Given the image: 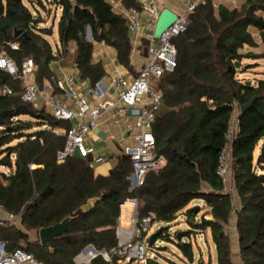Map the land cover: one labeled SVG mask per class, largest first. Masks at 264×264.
<instances>
[{"label": "trees", "instance_id": "trees-1", "mask_svg": "<svg viewBox=\"0 0 264 264\" xmlns=\"http://www.w3.org/2000/svg\"><path fill=\"white\" fill-rule=\"evenodd\" d=\"M32 6L44 8L42 0H30ZM61 6L59 40L63 47L77 46L75 63L81 77L93 85L106 74L101 62L93 63V42L86 39L90 27L94 41H106L117 51L121 65L130 69L131 38L128 20L116 13L108 0H52ZM126 7L140 8L136 0H123ZM264 0H247L240 9L223 5L215 7L212 0L200 4L189 16L187 30L174 38L178 51L177 67L156 82L161 93V105L153 124L156 154L167 163L159 172H149L141 186L132 187L133 172L130 156L122 154L109 174L97 175L91 158L78 156L58 158L66 144V131L71 123L56 119L45 108L21 100L24 83L0 71V88L8 86L12 95L0 94V207L20 217L28 230H40L71 218L64 234L51 239L48 247L40 241H29L28 235L13 226H0V239L8 240L10 248L21 247L43 264H76L75 258L89 245L98 251L110 252L118 246L117 227L121 205L135 198L139 215H153V223H173L185 216L192 233L209 230L216 246L217 264H234L231 240L225 228L233 211L239 234L242 264H264V155L254 163V152L264 140V80L248 85L238 78L239 71L257 67L242 64V60L264 59V53H244L245 45H257L249 32L255 26L262 32ZM0 17L5 29H0V52L5 51L21 65L32 55L36 75L52 80L49 64L60 54L47 37L52 28H39L42 21L24 0H0ZM61 26L64 30L61 31ZM26 35L15 37V31ZM104 32L107 38H103ZM83 36V37H82ZM17 41L19 50L8 44ZM241 63L238 68L236 63ZM253 99V106L239 115V131L231 143L232 167L241 206L235 209L225 183L217 174L219 156L228 146L231 119L236 105ZM26 116L28 119H21ZM205 184L210 189L206 190ZM100 197L95 207L86 212L89 199ZM194 200H204L213 219L198 218L200 209L189 207ZM165 242H173L183 259L190 264L196 257L191 242H177L167 227ZM165 248H167L165 246ZM161 251V250H156ZM201 264L203 258H200ZM90 264H111L102 255ZM113 264H118L114 259ZM147 264H161L155 254ZM208 264H211L210 262Z\"/></svg>", "mask_w": 264, "mask_h": 264}, {"label": "built area", "instance_id": "built-area-1", "mask_svg": "<svg viewBox=\"0 0 264 264\" xmlns=\"http://www.w3.org/2000/svg\"><path fill=\"white\" fill-rule=\"evenodd\" d=\"M212 1L215 7L224 3H229L232 7L238 5V0ZM158 3L159 0H147V4L145 3L143 9L153 17L147 25L142 22L141 10L137 7L131 9L128 18L129 32H138L147 27L150 29L147 36L148 54L142 69L132 79H129L120 68H114L110 75V84L116 90V100L105 99L92 104L78 90L73 75L56 81V86L62 91L65 99L54 94L47 95L45 90L41 89L32 79L37 69L32 55L26 57L19 65L5 51L0 52V71L13 79L22 80L24 83L21 100L35 107H39V103L42 102L44 108L56 119L71 123V126L64 131L66 135L65 147L58 152V158L61 160L78 156L91 158V166L103 162L105 157L94 156V148L89 146L86 141L99 117L106 110L116 107L117 104H120L117 108L120 114L125 115L130 111L136 116V146H128L124 149V154L130 156L133 163V172L129 176L133 188L141 186L149 172H159L167 163L166 158L163 155H157L155 150L156 140L153 134V124L161 105V93L153 88V83L165 74L172 73L177 67L178 51L173 40L187 30L189 16L200 4H205L206 0H187L184 10L179 14L176 13L177 20L163 32L159 39H156L154 29L160 15ZM8 46L11 50L20 48L17 41H11ZM0 94L12 95L13 90L4 86L0 88ZM237 124L239 128V116ZM227 138L229 144L222 150L217 168V174L224 183H227L229 179L232 165L230 154L234 138L231 128H229ZM126 204H130L134 209L130 218L131 227L129 230L117 228L118 246L103 254H97L91 250L86 251L88 247L86 246L75 258L76 264H90L98 255H102L111 264L114 263L115 258L118 264H147L150 258L155 257V253L150 254L146 251V243L150 247L148 244L150 236L147 238V234L153 225V215L140 217L139 203L135 198L126 200L121 207ZM12 219L18 220L15 216H12ZM4 224V221H0V226ZM166 236L167 233L164 232L155 241L154 247L150 248L158 250L163 246ZM0 264L43 263L24 248H10L8 240L0 239Z\"/></svg>", "mask_w": 264, "mask_h": 264}, {"label": "crops", "instance_id": "crops-1", "mask_svg": "<svg viewBox=\"0 0 264 264\" xmlns=\"http://www.w3.org/2000/svg\"><path fill=\"white\" fill-rule=\"evenodd\" d=\"M46 1H50V0H46ZM108 1L112 5V8L116 13L121 14L128 20L131 9H133L134 7H130V8L126 7L123 3V0H108ZM136 1L140 4L139 9L141 10L142 22L143 24L147 25L148 22L153 18L147 11L143 9L145 3L147 4V0H136ZM186 1L187 0H159L158 3L159 11L161 13V11L164 8H169L173 12L179 14L184 10ZM246 1L247 0H238L237 7H232L229 3H224L223 6L229 9H235V8L240 9L244 6ZM53 6L58 8L60 13L62 14L61 6L58 7L55 4H53ZM37 10L39 11V9ZM257 14L264 19V11H258ZM41 18L43 17L41 16ZM248 30L253 36L257 45L255 47L245 45L241 51L244 53L247 52H254L256 54L264 53V42H263L264 40L262 39V32L255 26H249ZM149 32L150 29L148 27L138 32H134V33L129 32L131 38V46H132L130 53V63H131L130 69L124 67L119 63L117 59V51L113 46L109 45L104 40L94 41L92 34H91V39H88L86 37L88 41L93 42V52H92L93 63L101 62L106 72L105 76L98 83L93 85L89 79L81 77L80 71L77 68V65L75 63V57L77 51L76 44L74 42H71L66 47H63L59 40L60 38H59V27H58V41L55 42L53 47H54V53L60 55L57 57L56 60H53L49 64L52 80L47 79L42 74L36 75L35 73L33 74L32 79L39 85L41 89L45 90V93L47 95L54 94L62 99H65L62 91L59 90V88H57L56 81L65 78V76L73 75L76 79L78 90L92 104H96L105 99L116 100V90L110 84V75L112 74L115 67L120 68L129 79H132L135 75L138 74V72L142 69L145 62V58L147 57L148 54L149 41L147 39V36ZM51 37L53 38V35L47 37L50 42H51L50 40ZM247 62L248 63L251 62L250 64L257 63L259 65V62H257V60H248ZM239 78L244 79L240 76ZM155 82L156 81H154L153 84H155ZM153 88L155 89V86ZM119 105L120 104H117L116 107L106 110L99 117V119L96 122V126L93 128V130L91 131V133L89 134L86 140L87 144L94 148L95 150L94 156L96 155V156L105 157V160L103 162L96 163L93 165L95 174L97 175H104V176L108 175L110 170L117 165L121 155L124 154L125 147L136 146V135H137V129L135 127L136 116L131 114L130 111L125 115L120 114L117 109ZM39 107L44 108L42 102L39 103ZM240 113H241L240 106L236 105L230 123V128L233 132V138L237 136L239 131L237 119ZM100 132L103 133V137L99 136ZM263 146H264V140H261L254 152V157L257 158V160L261 156V148ZM257 163L255 165L258 167ZM258 172L261 173L260 168L258 169ZM205 188L206 190L210 189V187L207 184H205ZM225 191L231 194L235 209L239 208L241 206V199L236 189V183H235L232 165L229 174V179L227 183H225ZM189 207L192 208L198 207V210L200 209L198 218L201 217L203 214H205V218L211 220L213 219V215L210 213V208L208 207V205L205 203L204 200H194ZM133 210L134 209L130 204H126L125 206L121 207V215L119 217L117 228H122L124 230L130 229L131 227L130 218L132 216ZM123 212H125L126 213L125 215H127L125 226L122 225L123 214H124ZM183 216L184 215L181 214L179 220ZM236 220H237L236 214L235 212H233L230 222L225 228V231L229 235L231 240V251H232L234 264H242L240 257V248H239V234L236 228ZM202 234L205 237L206 241H207V236L211 237L209 230L204 231V233ZM210 239L212 240V237ZM214 249L216 251L215 244H214ZM210 256H211L210 259V263H211L212 260L211 252H210ZM196 258L200 259L203 258V256L202 254H197ZM202 263L208 264L209 262L206 263L205 261H203Z\"/></svg>", "mask_w": 264, "mask_h": 264}, {"label": "rangeland", "instance_id": "rangeland-1", "mask_svg": "<svg viewBox=\"0 0 264 264\" xmlns=\"http://www.w3.org/2000/svg\"><path fill=\"white\" fill-rule=\"evenodd\" d=\"M24 1L29 7H31L33 12H35L34 13L35 17L38 15L43 17L42 21H40V23L38 24L39 28H53V31H54L53 32V38L51 37L50 40L52 42V45H54L55 42L58 41V27H59V22H60V17H61V13L58 10V8L53 6L52 0H50V1L42 0L46 5L44 8H42V7L40 8L37 5V9H39V11H38L36 9V7L34 8L32 6V4L30 3V0H24ZM34 2L37 3V0H34ZM257 62H259V65L257 67H254L252 69L247 68V69H244L242 71H239L238 78L240 76V77L244 78V79H242L243 81H245V82L250 81L251 84H254V85H256L258 81L264 80V59H258ZM250 63L251 62L248 63L247 60H245V59L242 60V64H244V65L250 64ZM35 74H36V72H35ZM245 78H247V79H245ZM156 82H155V84H153V87L156 86ZM38 108H43V107H38ZM20 118L21 119H28V117H26V116H21ZM260 147H261V145H260ZM2 157H3V155L0 152V159ZM257 162H258V160H257V158H255L254 163L256 164ZM0 171L9 173V169L6 167H3L1 165H0ZM125 212H123L124 213L123 214V220H122L123 226H125L126 216H127V215H125L126 214ZM0 221H4V223H5L4 226H13L16 230H22L23 232H25L28 235L29 241H31V242L40 241L39 240V234H38L39 230H35V229L28 230V229H26L22 225L20 217H18L17 221L13 220L12 215L9 214L7 211H5L1 207H0ZM163 226L168 228L169 234L171 235V237L175 241H177V242H182V241L191 242L193 244V247H194L195 257L197 254H202L203 261L208 263V262H210V259H211V256H210V252H211V254H212L211 264H217V255H216V251L214 249L213 241L210 239L211 237L207 236V241H208L207 242L205 237L202 235V233L197 232L196 234L192 233L191 235H185L182 239L179 238V234L181 232H186L190 229L189 224L187 223L185 216H183L177 222H173V223H164V222L153 223L152 227L150 228V230L147 234V238L152 233H154L160 227H163ZM20 244H21V247L26 250V243H24V241H21ZM163 246H166L167 248H165V250L156 251L155 249L148 247V245L146 243V251L149 252L150 254L151 253L157 254L159 256V262L161 264H190L188 261L183 259L181 252L179 251V249L175 243L164 242ZM200 262H201V260L196 258L195 263L199 264ZM139 264H141V263H139Z\"/></svg>", "mask_w": 264, "mask_h": 264}, {"label": "water", "instance_id": "water-1", "mask_svg": "<svg viewBox=\"0 0 264 264\" xmlns=\"http://www.w3.org/2000/svg\"><path fill=\"white\" fill-rule=\"evenodd\" d=\"M176 20H177V14L175 12H173L172 10H170L169 8H164L161 11V13H160V15H159V17L157 19L156 26H155V29H154V37L156 39H159L161 37V35L163 34V32H165ZM0 29H2V30L5 29V24L3 23L1 17H0ZM63 30H64V27L61 26V31H63ZM22 35H26V32L22 31V30L15 31V37L16 38H18V37H20ZM101 36L103 38H107L106 35L104 34V32L101 33ZM86 37L88 39H91L90 27H88V30H87V33H86ZM236 66L238 68H240L241 67V63L237 62ZM247 84L251 85V82L247 81ZM254 102H255V99H253L250 103L241 106L240 107L241 113H244L247 109L251 108L253 106ZM5 114H6V111H3V112L0 113V121L2 123L4 122ZM99 136L103 137V133L100 132ZM261 155H264V146L261 148ZM100 199H101L100 197H95V198L89 199L88 202L83 206L84 211H86V212L91 211L95 207L96 203L98 201H100ZM195 211L196 212L198 211V207H195ZM70 222H71V218H67L63 222L58 223L56 225L41 228L39 230L40 243L44 247H48V242L51 239L59 237V236L64 234V232L67 229L68 224ZM159 235H160V231H156V232H154V233H152L150 235L149 242H148L150 247H154V243L158 239ZM185 235H187V232H181L179 234V238L182 239ZM87 250H91V251H93L94 253H97V254L105 253V250L97 251L94 248V246H92V245H89L87 247L86 251ZM158 250H165V246H162V247L158 248ZM201 264H204V263H201Z\"/></svg>", "mask_w": 264, "mask_h": 264}]
</instances>
